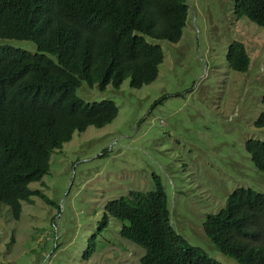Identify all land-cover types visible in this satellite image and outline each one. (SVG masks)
Masks as SVG:
<instances>
[{
	"label": "rangeland",
	"instance_id": "obj_1",
	"mask_svg": "<svg viewBox=\"0 0 264 264\" xmlns=\"http://www.w3.org/2000/svg\"><path fill=\"white\" fill-rule=\"evenodd\" d=\"M236 0H188L189 19L179 43L152 40L165 59L158 79L142 89L126 80L101 91L86 82L78 96L88 103L111 100L119 115L105 128L76 132L52 153L50 172L33 183L58 206L34 197L19 221L0 210V264H141L145 250L121 237L111 219L99 232L106 204L131 192L149 193L160 179L171 224L190 244L222 264H238L214 246L203 223L226 206L238 188L264 193V173L246 150L264 141L255 122L264 112V27L236 21ZM245 44L247 72L227 62L229 46ZM0 47L37 53L31 41L0 39ZM55 60L54 57L50 56ZM98 234L95 254L84 260Z\"/></svg>",
	"mask_w": 264,
	"mask_h": 264
},
{
	"label": "trees",
	"instance_id": "obj_2",
	"mask_svg": "<svg viewBox=\"0 0 264 264\" xmlns=\"http://www.w3.org/2000/svg\"><path fill=\"white\" fill-rule=\"evenodd\" d=\"M189 10L188 0H0V38L31 41L38 49H0V210L9 207L19 221L23 203L34 197L58 206L31 189L50 172L52 153L76 132L105 128L119 115L114 101L88 103L78 89L83 82L101 91L120 89L126 80L136 90L154 83L165 54L150 39L179 43ZM234 15L264 27V0H236ZM226 58L235 72L250 68L241 42L229 46ZM255 126L264 128V112ZM245 147L264 173V141L250 139ZM113 218L122 223L121 237L145 250L141 264H222L172 226L158 178L149 193L109 201L99 232ZM203 229L238 264H264V193L236 189ZM97 238L88 241L84 260L95 254Z\"/></svg>",
	"mask_w": 264,
	"mask_h": 264
},
{
	"label": "clouds",
	"instance_id": "obj_3",
	"mask_svg": "<svg viewBox=\"0 0 264 264\" xmlns=\"http://www.w3.org/2000/svg\"><path fill=\"white\" fill-rule=\"evenodd\" d=\"M0 39H2V38H0ZM5 47H0V49H4ZM33 54V53H32Z\"/></svg>",
	"mask_w": 264,
	"mask_h": 264
}]
</instances>
